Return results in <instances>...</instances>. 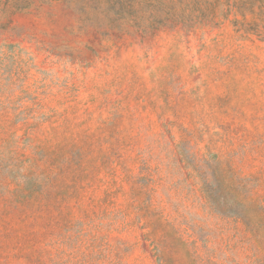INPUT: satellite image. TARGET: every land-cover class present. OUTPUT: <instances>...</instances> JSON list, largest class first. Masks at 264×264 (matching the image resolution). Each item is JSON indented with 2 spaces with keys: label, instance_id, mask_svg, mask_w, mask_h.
<instances>
[{
  "label": "rangeland",
  "instance_id": "1",
  "mask_svg": "<svg viewBox=\"0 0 264 264\" xmlns=\"http://www.w3.org/2000/svg\"><path fill=\"white\" fill-rule=\"evenodd\" d=\"M0 264H264V0H0Z\"/></svg>",
  "mask_w": 264,
  "mask_h": 264
}]
</instances>
